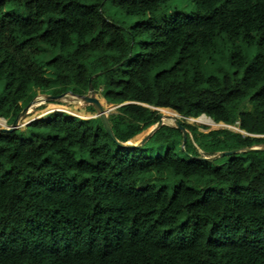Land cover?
Returning a JSON list of instances; mask_svg holds the SVG:
<instances>
[{"label": "trees", "instance_id": "1", "mask_svg": "<svg viewBox=\"0 0 264 264\" xmlns=\"http://www.w3.org/2000/svg\"><path fill=\"white\" fill-rule=\"evenodd\" d=\"M90 87L128 103L121 144L150 108L244 135L180 121L183 145L162 125L123 148L59 112L0 132V264H264V0H0V118Z\"/></svg>", "mask_w": 264, "mask_h": 264}, {"label": "rangeland", "instance_id": "2", "mask_svg": "<svg viewBox=\"0 0 264 264\" xmlns=\"http://www.w3.org/2000/svg\"><path fill=\"white\" fill-rule=\"evenodd\" d=\"M191 10V7L190 6H188L187 7V11H190ZM111 14H114L113 16V18H112V20L113 21H115V22H118V23H120L121 25H128L129 23L131 24V22H132V20L131 19H128V18H126V17H124V16H121V15H119V13H117V12H111ZM96 95V97H99V94H98V92L95 94ZM63 97L65 98V99H67V100H72L73 102H70L69 104V106H67V107H69V108H72V107H74V106H76L77 107V112H79V113H81L82 115H88V114H90L87 118H80V116H77V115H73L72 113H69V112H66V111H49V112H45V113H42V114H39L38 112H40V111H42V110H40V111H33V108H34V106H36V105H43V104H45V98H42V97H39V98H35L33 101H32V103L29 105V107H28V111L19 119L20 121H18V130H23L27 125H24V126H21L20 124V122H21V120L23 119V118H25V117H29V116H31V115H34L35 117L31 120V122L32 121H34V120H36V119H38V118H40V117H42V116H44V115H46V114H49V113H53V112H59V113H69V115H71V116H73V117H76V118H80V119H95V117H96V114L95 113H89V112H87L86 111V109L87 108H83L82 106H83V103H82V101L79 99V98H77V97H74V96H72V95H70V94H66V95H63ZM72 105H74V106H72ZM47 106H49V107H51V106H53V105H45V108L43 109V110H45L46 108H47ZM113 107V108H112ZM103 110L105 111V114H106V116L108 117V116H110V115H112V114H115L116 113V109H117V107L116 106H112V105H107V104H105V106L103 105ZM156 112L159 114V115H161V123L163 124V125H166V126H172L173 124H174V121H183L185 124H188V125H191V126H194V127H197L200 131H202V132H207V131H210V130H218V129H224V128H226V127H215V128H211V127H206V126H204V125H202V124H198V123H193L192 121H188V119H182L180 116H178V115H176V113H175V115H169V114H166V113H162V112H160V111H158V110H156ZM188 121V122H187ZM190 122V123H189ZM9 126L10 125H8L7 123H6V121H3V120H1L0 119V128H9ZM155 126H152V127H150V128H148L147 130H145V131H143L141 134H139L138 136H136V137H134L132 140H131V142L134 144V145H136V146H139L140 144H141V141H142V139H143V137L150 131V130H152L153 128H154ZM228 130H231V131H233L234 129H235V131L234 132H239L234 126H230V127H228L227 128ZM156 154H153V157L155 156Z\"/></svg>", "mask_w": 264, "mask_h": 264}, {"label": "water", "instance_id": "3", "mask_svg": "<svg viewBox=\"0 0 264 264\" xmlns=\"http://www.w3.org/2000/svg\"><path fill=\"white\" fill-rule=\"evenodd\" d=\"M82 103L84 105H90L94 111H95V114H96V117L95 118H98L107 134V136L109 137V139L115 144L117 145L118 147H123V148H132V147H137L136 145H128V144H121V143H118L112 133H111V130H110V127H109V124L107 122V116L105 114V111L103 110L102 106L100 105L96 95L94 94L93 92V89L90 87L89 90H88V93L86 96H81V97H78ZM125 104H128V103H124V104H121V105H118L116 106L117 108L120 107V106H123ZM144 106V105H142ZM28 107L29 105H27L23 110H21L13 119V121L11 122L9 128H0V132H12L13 130H16L18 129V121L19 119L28 111ZM144 107H147V106H144ZM147 108H150V107H147ZM151 110L153 111H156L158 109L156 108H150ZM201 117V116H200ZM202 117H205L204 115H202ZM206 118V117H205ZM1 120L5 121L4 119L0 118ZM209 119V118H207ZM210 120V119H209ZM211 121V120H210ZM163 124L161 123V116L159 117L158 119V122L157 124L155 125V127L150 130L143 138L145 139L147 136H149L152 132H154L156 129H158L160 126H162ZM176 128H178L181 133H182V145L184 144V141H185V135H184V129L180 126L179 124V121H174V124H173ZM223 125V124H222ZM225 126V125H224ZM226 127H229V126H226ZM224 129H227V128H224ZM240 134H243V132H238ZM251 137H257V138H264V136H251ZM141 141V143L143 142V140ZM227 153L225 154H221V155H226Z\"/></svg>", "mask_w": 264, "mask_h": 264}, {"label": "bare ground", "instance_id": "4", "mask_svg": "<svg viewBox=\"0 0 264 264\" xmlns=\"http://www.w3.org/2000/svg\"><path fill=\"white\" fill-rule=\"evenodd\" d=\"M100 103V102H99ZM101 105V104H100ZM110 105V104H109ZM74 106V105H72ZM105 106V105H104ZM114 106V105H113ZM103 107V106H102ZM113 108V107H112ZM49 111H66V112H69V113H72L73 115H77V116H80V118H87L90 114L88 115H80L78 112H77V107L74 106L72 108H69V107H66V106H56V105H53L51 107H49L48 109H46L43 113L45 112H49ZM158 111L162 112V113H166V114H169V115H175V113L169 109H158ZM68 113V114H69ZM42 114V113H41ZM177 115V114H176ZM34 117H25L21 120V126H24V125H27L31 122V120L33 119ZM20 121V120H19ZM188 121H192L193 123H198V124H202L206 127H211V128H215V127H226L224 125L221 124H214L212 121H210L209 119H207V117H198V118H195V119H192V118H188ZM187 121V122H188ZM190 123V122H189ZM19 124V123H18ZM228 128V127H226ZM235 131V129L233 130Z\"/></svg>", "mask_w": 264, "mask_h": 264}, {"label": "crops", "instance_id": "5", "mask_svg": "<svg viewBox=\"0 0 264 264\" xmlns=\"http://www.w3.org/2000/svg\"><path fill=\"white\" fill-rule=\"evenodd\" d=\"M50 105V104H49ZM79 113V112H78ZM80 114V113H79ZM80 115H82V114H80ZM86 116V115H85Z\"/></svg>", "mask_w": 264, "mask_h": 264}]
</instances>
